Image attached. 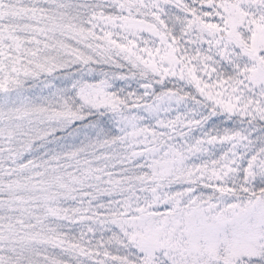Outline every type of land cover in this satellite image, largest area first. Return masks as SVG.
<instances>
[{"label":"snow or ice","instance_id":"1","mask_svg":"<svg viewBox=\"0 0 264 264\" xmlns=\"http://www.w3.org/2000/svg\"><path fill=\"white\" fill-rule=\"evenodd\" d=\"M0 264H264V0H0Z\"/></svg>","mask_w":264,"mask_h":264}]
</instances>
